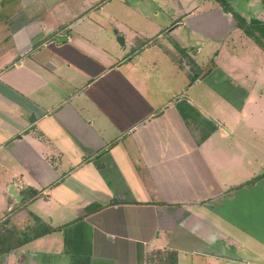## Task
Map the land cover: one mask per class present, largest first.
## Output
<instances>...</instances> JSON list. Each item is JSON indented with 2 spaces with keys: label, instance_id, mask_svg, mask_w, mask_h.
Returning <instances> with one entry per match:
<instances>
[{
  "label": "crops",
  "instance_id": "1",
  "mask_svg": "<svg viewBox=\"0 0 264 264\" xmlns=\"http://www.w3.org/2000/svg\"><path fill=\"white\" fill-rule=\"evenodd\" d=\"M170 5L190 3L0 0V264H264L249 91L219 70L167 83L199 67L181 27L236 25Z\"/></svg>",
  "mask_w": 264,
  "mask_h": 264
},
{
  "label": "rangeland",
  "instance_id": "2",
  "mask_svg": "<svg viewBox=\"0 0 264 264\" xmlns=\"http://www.w3.org/2000/svg\"><path fill=\"white\" fill-rule=\"evenodd\" d=\"M186 1V3H190V5H186L184 7H175L174 5H170L167 8L172 9L170 11L176 10L179 12L178 8L184 10H193L191 8L193 6L199 5L198 11L201 8H207L209 3L214 0H181ZM231 6V8L246 19L250 20L251 18H259L264 22V0H227ZM214 8L219 9L222 12H225L223 8L216 2ZM195 4V5H194ZM195 8H197L195 6ZM200 13V12H199ZM227 13V12H225ZM230 14V13H227ZM231 15V14H230ZM229 15V17H230ZM232 17V15H231ZM235 23L234 18H231ZM183 22H186L185 18ZM210 24V23H208ZM213 24V23H212ZM222 25V30L215 35H210L209 31L203 30L205 35H201L202 33L191 32L186 27H181L180 34L184 39L185 46L189 47V43L193 44H201V47H198L197 53L193 54V50H189L188 47L185 50H182L180 46L178 47V51L184 52V55L192 59L193 63L196 64L198 69L193 65V71L190 74L182 75V67L178 64L177 69H173V71H178L179 77H183L184 81H168L169 85H176L178 88L179 94H189L192 95L195 91L191 89H186V86L191 82L192 78H194L198 73H204L205 75L210 73H214L217 70L225 71L227 75L232 74L235 78L237 77L236 82H238L244 89L249 91V107H248V116L250 115L253 118L254 124L257 119H264V46H260L257 42H255L251 37L247 36L240 28L234 25L232 29L227 31L229 27V22L224 20L222 23L218 22L216 25ZM226 27H225V26ZM182 26V25H180ZM225 30V31H224ZM189 44V45H188ZM238 58H240V66L234 68H241L238 71V75L231 73L230 70L233 69V65L238 62ZM167 62L171 64L170 56H165L164 58ZM232 59V60H231ZM231 62L233 65H231ZM170 70V68H169ZM202 75V74H201ZM248 76V79L245 76ZM241 77V78H240ZM206 82H217L218 85L221 81H206ZM228 81H222V83ZM233 82V81H231ZM222 83L220 85H222ZM185 84V91H184ZM183 86V89H182ZM199 89V88H197ZM184 91V92H183ZM263 112V114H262ZM241 115V113H239ZM243 119V118H242ZM241 120V118H240ZM244 123V120L242 121ZM253 134H249V138H252ZM255 142L261 144V140H256Z\"/></svg>",
  "mask_w": 264,
  "mask_h": 264
},
{
  "label": "trees",
  "instance_id": "3",
  "mask_svg": "<svg viewBox=\"0 0 264 264\" xmlns=\"http://www.w3.org/2000/svg\"><path fill=\"white\" fill-rule=\"evenodd\" d=\"M216 1L225 12L230 13L235 20L236 26L240 28L247 36L251 37L260 46H264V22L257 19L251 18L246 19L237 11L233 10L227 0H214ZM194 64V63H193ZM249 181L248 183H251ZM37 236V235H36ZM168 260L171 264L176 263L175 255L169 256Z\"/></svg>",
  "mask_w": 264,
  "mask_h": 264
},
{
  "label": "water",
  "instance_id": "4",
  "mask_svg": "<svg viewBox=\"0 0 264 264\" xmlns=\"http://www.w3.org/2000/svg\"><path fill=\"white\" fill-rule=\"evenodd\" d=\"M56 40H58V38ZM117 41L119 43H121V44L124 42L123 39H122V37H120V36L118 37ZM10 193H14V189L13 188H10Z\"/></svg>",
  "mask_w": 264,
  "mask_h": 264
}]
</instances>
